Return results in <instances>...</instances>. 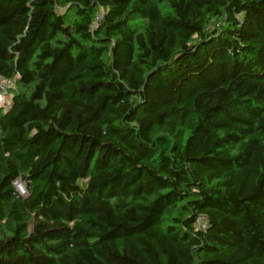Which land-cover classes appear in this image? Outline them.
I'll use <instances>...</instances> for the list:
<instances>
[{
  "label": "trees",
  "instance_id": "trees-1",
  "mask_svg": "<svg viewBox=\"0 0 264 264\" xmlns=\"http://www.w3.org/2000/svg\"><path fill=\"white\" fill-rule=\"evenodd\" d=\"M0 80V264H264V0H0Z\"/></svg>",
  "mask_w": 264,
  "mask_h": 264
},
{
  "label": "built area",
  "instance_id": "built-area-1",
  "mask_svg": "<svg viewBox=\"0 0 264 264\" xmlns=\"http://www.w3.org/2000/svg\"><path fill=\"white\" fill-rule=\"evenodd\" d=\"M0 81L3 84L11 83V81H5V80H0ZM8 105H9V103L7 102L6 94H5V92L2 89H0V110L6 108ZM13 186H14L16 192L20 196H24L25 195L26 191H25V187H24V185L22 183H20L19 181H15L13 183ZM205 226H206L205 218L204 217H198L196 219V222H195V227L197 229L204 230Z\"/></svg>",
  "mask_w": 264,
  "mask_h": 264
},
{
  "label": "rangeland",
  "instance_id": "rangeland-1",
  "mask_svg": "<svg viewBox=\"0 0 264 264\" xmlns=\"http://www.w3.org/2000/svg\"><path fill=\"white\" fill-rule=\"evenodd\" d=\"M57 10L58 12H62L59 9ZM0 89H2L5 92L8 103L10 102V99L12 98L13 95L25 92L22 88L17 86L14 82H11L9 84H3L0 81Z\"/></svg>",
  "mask_w": 264,
  "mask_h": 264
}]
</instances>
